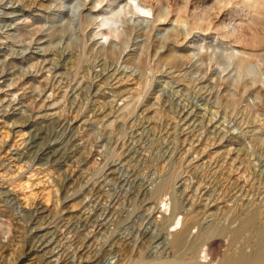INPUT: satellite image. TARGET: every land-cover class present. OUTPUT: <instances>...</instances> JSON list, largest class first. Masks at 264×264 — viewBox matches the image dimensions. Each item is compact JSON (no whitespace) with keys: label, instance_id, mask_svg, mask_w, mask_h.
Here are the masks:
<instances>
[{"label":"rangeland","instance_id":"374dc122","mask_svg":"<svg viewBox=\"0 0 264 264\" xmlns=\"http://www.w3.org/2000/svg\"><path fill=\"white\" fill-rule=\"evenodd\" d=\"M261 224L264 0H0V264H222Z\"/></svg>","mask_w":264,"mask_h":264},{"label":"bare ground","instance_id":"6f19581e","mask_svg":"<svg viewBox=\"0 0 264 264\" xmlns=\"http://www.w3.org/2000/svg\"><path fill=\"white\" fill-rule=\"evenodd\" d=\"M254 222L256 223L253 217L245 221L248 228L249 226L251 227V225H254ZM182 238V235L178 233L174 237L173 243L175 245L181 244L183 242ZM256 238L257 239L254 241V249H252L250 252H246L243 248H241L238 251L237 256L227 254L224 257L222 264H264V224L259 225ZM235 240L236 235L232 237V243H234ZM249 241H251L250 238L246 242Z\"/></svg>","mask_w":264,"mask_h":264}]
</instances>
